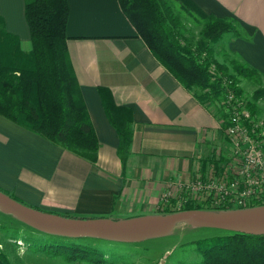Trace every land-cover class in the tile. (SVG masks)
Instances as JSON below:
<instances>
[{
	"label": "crops",
	"instance_id": "1",
	"mask_svg": "<svg viewBox=\"0 0 264 264\" xmlns=\"http://www.w3.org/2000/svg\"><path fill=\"white\" fill-rule=\"evenodd\" d=\"M191 1L206 14L234 20L238 34H225L221 43L264 74V0ZM68 2L67 48L99 139L98 158L91 161L0 114V186L46 211L123 218L156 213L162 200L189 193V181L218 175L219 164L232 156L224 115L159 61L118 0ZM0 14L28 46L25 0H0ZM100 87L133 113L125 165Z\"/></svg>",
	"mask_w": 264,
	"mask_h": 264
},
{
	"label": "trees",
	"instance_id": "2",
	"mask_svg": "<svg viewBox=\"0 0 264 264\" xmlns=\"http://www.w3.org/2000/svg\"><path fill=\"white\" fill-rule=\"evenodd\" d=\"M118 3L153 54L187 89L194 91L204 104L214 106L223 116L217 101H222L231 91L240 96L243 90L236 84V78L242 76L258 84L255 98L248 105L254 113L261 114L258 102L264 97V74L236 60L225 48L222 54L223 62L227 64L215 58L217 50L212 44L219 42L227 33L238 34L234 20L206 14L191 0H118ZM175 4L202 22L200 37L194 44L189 41L185 23ZM69 9L68 0H25V18L31 45L28 50L23 47L18 34L7 30L0 14V114L56 144L96 161L99 139L67 48ZM211 64H214V69ZM228 64L235 75L227 73ZM100 92L107 116L119 134L118 151L125 165L133 139L132 110L117 105L108 88L100 87ZM0 189L26 203L16 194L1 186ZM179 197L185 198V194ZM212 198L215 203L212 208H227L216 206L215 196ZM176 202L177 199L173 197L169 203L160 202L158 212L212 209L205 207L203 202L189 198L184 199L182 206L175 209L173 206ZM259 204L252 201L246 206ZM14 219L33 231L48 237L50 235L16 217ZM0 228L8 238L26 240L29 248L48 247L50 251V247H55L53 252L62 253L72 263L84 255L81 251L91 246L59 235H52L59 239L53 241L47 237L18 234L16 229L9 232V228L1 221ZM195 249L200 255V260L195 264H264V235L230 231L211 240H197ZM105 261L113 264L109 259ZM0 264H12L1 246Z\"/></svg>",
	"mask_w": 264,
	"mask_h": 264
},
{
	"label": "rangeland",
	"instance_id": "3",
	"mask_svg": "<svg viewBox=\"0 0 264 264\" xmlns=\"http://www.w3.org/2000/svg\"><path fill=\"white\" fill-rule=\"evenodd\" d=\"M175 6L178 9L181 19L185 23L189 41L194 44L200 37L199 32L202 27V22L198 17L181 9L179 5L175 4ZM227 34L225 36H227ZM30 46L29 42L28 46H24V48L28 50ZM212 46L217 50L215 55L216 60L227 64L226 61L223 62L224 56L222 54L225 49L227 50L226 45L219 41L213 43ZM235 59L239 60L237 58ZM212 65L214 64H211V66ZM227 73L230 76L235 75L230 65ZM228 78L229 77L226 75V81H228ZM236 81V84L243 90L242 94L238 97L242 103L251 110L248 104L254 100L255 90L258 88V84L242 76H237ZM258 106L261 110V114H264V97L260 99ZM222 112L226 119L227 113L224 110ZM229 143L230 144L226 149L230 148V146L232 147L230 139ZM228 163L230 166H234L237 163V160L234 157L232 158L230 154V157L227 158L224 165L219 164V167L222 166V168H219V171L217 172L218 175H227V171L232 169L229 167ZM188 198L192 201L203 202L205 207L212 208V206H215L212 195H207L204 191H191V193L187 192L185 194V198H176L177 202L173 207L175 209L180 208L184 199ZM169 200H171V198L168 200H162V202L169 203ZM158 211L159 208L156 213H160ZM71 216L75 215L72 214ZM0 221L4 226L9 228V232L16 229L19 231L18 234H32L39 238L47 237L50 238V240L59 241L58 237L52 235H49L48 237L43 233L33 231L25 224L15 220L11 214H6L0 211ZM228 233H230V231L224 229L194 227L190 224L179 223L169 235L149 238L140 242L104 241L88 237L69 238L63 236L62 238L91 245L85 248V251H81V254L84 255L76 260V264H88L92 261L101 262L107 259L111 260L113 264H195L200 260V255L195 249L197 240H211L216 236ZM25 241L26 240L23 241L22 239L8 238L5 231L0 228V246L8 254L12 264H72V262L67 260L62 253L53 252L55 247H50V251L48 247L47 249H33L29 248V244ZM42 245H44V243ZM166 252H169V254L166 255ZM162 259L164 260L161 263Z\"/></svg>",
	"mask_w": 264,
	"mask_h": 264
},
{
	"label": "water",
	"instance_id": "4",
	"mask_svg": "<svg viewBox=\"0 0 264 264\" xmlns=\"http://www.w3.org/2000/svg\"><path fill=\"white\" fill-rule=\"evenodd\" d=\"M0 211L13 215L41 232L69 238L140 242L169 235L179 223L264 235V204L221 209L193 208L123 218L77 217L36 208L0 189Z\"/></svg>",
	"mask_w": 264,
	"mask_h": 264
},
{
	"label": "built area",
	"instance_id": "5",
	"mask_svg": "<svg viewBox=\"0 0 264 264\" xmlns=\"http://www.w3.org/2000/svg\"><path fill=\"white\" fill-rule=\"evenodd\" d=\"M211 67L214 69V65ZM217 105L227 113L226 133L232 145V158L237 163L230 170V176H201L189 181L186 188L215 196L216 206L233 208L252 201L264 204V114L252 112L232 91L217 101Z\"/></svg>",
	"mask_w": 264,
	"mask_h": 264
}]
</instances>
